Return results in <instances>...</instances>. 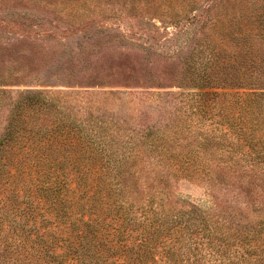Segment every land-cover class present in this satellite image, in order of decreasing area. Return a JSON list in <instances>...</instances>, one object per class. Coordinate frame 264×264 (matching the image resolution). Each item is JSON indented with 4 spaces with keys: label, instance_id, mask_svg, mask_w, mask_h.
Returning <instances> with one entry per match:
<instances>
[{
    "label": "rangeland",
    "instance_id": "374dc122",
    "mask_svg": "<svg viewBox=\"0 0 264 264\" xmlns=\"http://www.w3.org/2000/svg\"><path fill=\"white\" fill-rule=\"evenodd\" d=\"M251 6L257 29L264 0H0V136L12 105L38 95L33 133L81 136L76 164L110 185L121 173L130 213L95 209L106 264H264V224L235 197L255 177L219 168L225 148L240 166L250 158L237 129L264 152V94L205 84L238 62L234 34ZM260 33L248 36L257 62Z\"/></svg>",
    "mask_w": 264,
    "mask_h": 264
},
{
    "label": "trees",
    "instance_id": "16d2710c",
    "mask_svg": "<svg viewBox=\"0 0 264 264\" xmlns=\"http://www.w3.org/2000/svg\"><path fill=\"white\" fill-rule=\"evenodd\" d=\"M245 10L248 14L242 19L247 22L240 21V32L234 34L240 51L238 62H226L222 72L224 77L205 84L221 89L248 90L250 92L239 94V98L241 95L257 98L264 94V56L257 62L253 42L248 36L254 38L257 30L264 29V14L262 27L256 29L254 8L251 6ZM251 16L254 18L253 26H250ZM260 35L264 44V33ZM37 101L38 95H25L12 105L0 136V264H106L103 240L98 237L100 214L95 209H115V214L130 213L126 207L122 208L124 204H132L123 194L125 185L117 180L121 173L113 176L115 182L112 180L110 185V176L101 178V174L92 171L91 167L76 164L74 156L80 150L75 148L86 147L81 136L72 145L74 136L65 134L57 138L46 132L33 133L34 129L27 125L32 123L30 117L36 112ZM234 133L237 146L247 148L241 150L239 157L250 158L245 161L246 165L240 166L233 158L235 152L225 148L223 153L229 159L222 161L219 168L226 170L229 177L239 175V170L255 177L247 181L239 179L242 181L235 197L239 200L243 194L244 199L238 204L257 213L256 224H264V214L260 216L264 212V152L256 149L252 129L249 132L237 129ZM222 136L230 137L226 132ZM212 137L204 139L209 143ZM99 159L103 160L104 156ZM255 163L261 168V176L253 174ZM114 164L121 166L123 158L114 160ZM222 185L224 189L228 188L226 184ZM112 186H115L114 191ZM153 202L150 195L146 206L152 207ZM213 205L217 206V203ZM86 213L88 219L85 221ZM75 221L79 224H74ZM53 224H57L55 228L67 236L52 232ZM260 231L255 233L256 238Z\"/></svg>",
    "mask_w": 264,
    "mask_h": 264
}]
</instances>
